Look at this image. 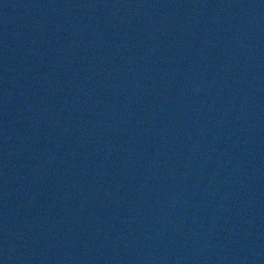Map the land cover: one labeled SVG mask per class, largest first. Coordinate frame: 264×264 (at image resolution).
Wrapping results in <instances>:
<instances>
[{"label":"water","instance_id":"water-1","mask_svg":"<svg viewBox=\"0 0 264 264\" xmlns=\"http://www.w3.org/2000/svg\"><path fill=\"white\" fill-rule=\"evenodd\" d=\"M154 264H264V0H231Z\"/></svg>","mask_w":264,"mask_h":264}]
</instances>
